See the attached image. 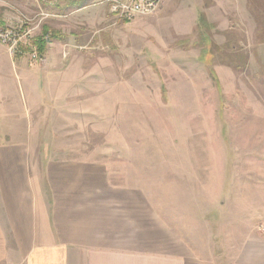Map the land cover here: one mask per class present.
Masks as SVG:
<instances>
[{
    "label": "rangeland",
    "instance_id": "1",
    "mask_svg": "<svg viewBox=\"0 0 264 264\" xmlns=\"http://www.w3.org/2000/svg\"><path fill=\"white\" fill-rule=\"evenodd\" d=\"M67 1L0 0V30H32L15 52L0 41V145L28 149L35 167L99 160L138 178L208 257L264 237V0H164L153 15L112 18L119 40L76 21L87 39L54 46L56 20L102 8L87 0L61 22L55 13L85 3ZM42 38L59 61L45 60Z\"/></svg>",
    "mask_w": 264,
    "mask_h": 264
},
{
    "label": "crops",
    "instance_id": "2",
    "mask_svg": "<svg viewBox=\"0 0 264 264\" xmlns=\"http://www.w3.org/2000/svg\"><path fill=\"white\" fill-rule=\"evenodd\" d=\"M74 1L78 2L68 0L67 5ZM83 1L82 6L66 14L55 13V17L63 20L83 12L89 6ZM95 4L101 10L81 20H70L67 25L56 20L52 45L87 39L76 21L107 26L102 40H119L110 25L107 0ZM197 24L195 17L185 27ZM148 25L152 31L151 22L146 21L144 26ZM52 45L45 55L48 63L61 59ZM53 65L59 72L58 65ZM64 66L63 61L62 75ZM37 90L44 98V91ZM116 177L106 161L50 159L35 167L28 149L0 145V264H264L261 236L247 239L226 260L217 249L209 257L197 252L176 226L170 202L164 206L138 184V178Z\"/></svg>",
    "mask_w": 264,
    "mask_h": 264
},
{
    "label": "built area",
    "instance_id": "3",
    "mask_svg": "<svg viewBox=\"0 0 264 264\" xmlns=\"http://www.w3.org/2000/svg\"><path fill=\"white\" fill-rule=\"evenodd\" d=\"M164 0H107L110 16L117 21H132L138 17L155 14ZM29 20H22L19 26L6 27L0 30V41L12 52L17 51L24 38L31 34L28 28ZM32 59L37 60V50L32 53Z\"/></svg>",
    "mask_w": 264,
    "mask_h": 264
},
{
    "label": "trees",
    "instance_id": "4",
    "mask_svg": "<svg viewBox=\"0 0 264 264\" xmlns=\"http://www.w3.org/2000/svg\"><path fill=\"white\" fill-rule=\"evenodd\" d=\"M48 31L49 28L48 27H44V36L48 35ZM57 35L54 34V38L56 37ZM47 43L48 41L45 40L44 38L40 39L39 42H38V49L40 51L41 54H44L46 52V49H47Z\"/></svg>",
    "mask_w": 264,
    "mask_h": 264
}]
</instances>
